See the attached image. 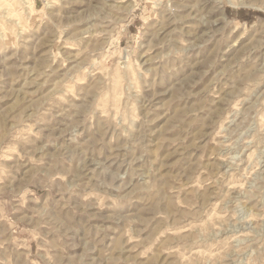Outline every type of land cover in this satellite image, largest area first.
Returning <instances> with one entry per match:
<instances>
[{
	"label": "rangeland",
	"instance_id": "rangeland-1",
	"mask_svg": "<svg viewBox=\"0 0 264 264\" xmlns=\"http://www.w3.org/2000/svg\"><path fill=\"white\" fill-rule=\"evenodd\" d=\"M0 264H264V0H0Z\"/></svg>",
	"mask_w": 264,
	"mask_h": 264
}]
</instances>
